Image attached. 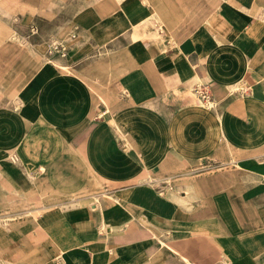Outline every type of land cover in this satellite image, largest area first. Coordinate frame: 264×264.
Wrapping results in <instances>:
<instances>
[{
	"label": "crops",
	"instance_id": "0c3cea01",
	"mask_svg": "<svg viewBox=\"0 0 264 264\" xmlns=\"http://www.w3.org/2000/svg\"><path fill=\"white\" fill-rule=\"evenodd\" d=\"M0 264H264V0H0Z\"/></svg>",
	"mask_w": 264,
	"mask_h": 264
},
{
	"label": "built area",
	"instance_id": "2783aa9c",
	"mask_svg": "<svg viewBox=\"0 0 264 264\" xmlns=\"http://www.w3.org/2000/svg\"><path fill=\"white\" fill-rule=\"evenodd\" d=\"M32 30L36 31V28L33 27ZM74 36L75 34H71V37ZM48 52L50 55L66 58L68 53V43L66 41L50 42ZM193 92L203 104L208 105L211 103V93L206 83H196L193 87Z\"/></svg>",
	"mask_w": 264,
	"mask_h": 264
}]
</instances>
